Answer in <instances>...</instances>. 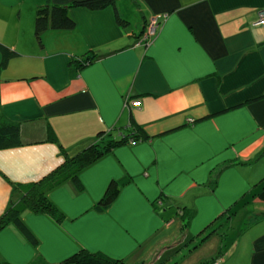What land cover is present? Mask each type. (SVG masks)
Segmentation results:
<instances>
[{"label": "crops", "instance_id": "crops-1", "mask_svg": "<svg viewBox=\"0 0 264 264\" xmlns=\"http://www.w3.org/2000/svg\"><path fill=\"white\" fill-rule=\"evenodd\" d=\"M45 1L0 0V42L18 53L0 74V114L20 128V144L0 149V215L17 186L101 131L117 138L135 123L146 137L82 168L80 188L70 178L51 187L59 218L22 210L35 243L7 223L0 264H61L80 249L138 264H264V0L70 7L74 27L47 30L39 44ZM160 14L153 41L139 43ZM123 179L97 211L109 182Z\"/></svg>", "mask_w": 264, "mask_h": 264}, {"label": "trees", "instance_id": "trees-1", "mask_svg": "<svg viewBox=\"0 0 264 264\" xmlns=\"http://www.w3.org/2000/svg\"><path fill=\"white\" fill-rule=\"evenodd\" d=\"M116 0H75L68 5L51 4L48 0L38 6L34 19V35L39 44L43 32L47 30H69L74 27V21L69 15L70 7H84L89 10H99L107 6L115 7ZM117 22L121 25L125 21L116 16ZM0 74L8 65L9 60L15 58L18 53L0 42ZM92 61V58L85 57L78 60V67ZM146 137L141 127L131 123L126 131L122 132L119 137H111L109 133L101 131L98 134L97 141L85 147L75 155H64L63 162L51 173L38 182H33L25 186H17L21 192L17 201H12L9 207L0 215V230L7 224L12 223L29 241L35 243L36 238L21 220V212L29 209L34 212H47L59 218V211L47 196L48 190L54 185L60 183L65 178L75 181L80 188L78 173L79 171L93 163L97 158L111 150L113 147L142 140ZM20 144V128L18 124L8 120L0 114V149L17 146ZM128 180H112L106 187L103 196L96 202L94 208L97 211L107 209L117 197L120 187ZM213 259L203 264H211ZM61 264H138L131 263L124 259L112 258L100 252H90L80 249L73 254L64 258Z\"/></svg>", "mask_w": 264, "mask_h": 264}, {"label": "built area", "instance_id": "built-area-1", "mask_svg": "<svg viewBox=\"0 0 264 264\" xmlns=\"http://www.w3.org/2000/svg\"><path fill=\"white\" fill-rule=\"evenodd\" d=\"M166 16H167L166 14L152 15L144 27L143 33L138 37V42L144 43L146 45L150 44L157 34L161 21L165 19ZM260 22L264 23V9L261 11V14H260ZM133 105L136 107H139L140 101H133ZM129 142L132 143L131 138L129 139Z\"/></svg>", "mask_w": 264, "mask_h": 264}, {"label": "rangeland", "instance_id": "rangeland-1", "mask_svg": "<svg viewBox=\"0 0 264 264\" xmlns=\"http://www.w3.org/2000/svg\"><path fill=\"white\" fill-rule=\"evenodd\" d=\"M142 33H143V31L141 32V34ZM239 218H241V217H235V218L231 219V222L237 223L240 220ZM228 226H231L230 223H228ZM233 228H234V226H233ZM168 264H174V263H173V261H169Z\"/></svg>", "mask_w": 264, "mask_h": 264}]
</instances>
